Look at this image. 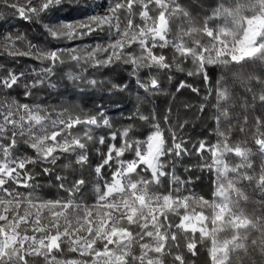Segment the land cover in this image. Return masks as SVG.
Returning <instances> with one entry per match:
<instances>
[{
    "label": "trees",
    "instance_id": "obj_1",
    "mask_svg": "<svg viewBox=\"0 0 264 264\" xmlns=\"http://www.w3.org/2000/svg\"><path fill=\"white\" fill-rule=\"evenodd\" d=\"M221 2L231 4L234 0ZM110 3L119 7L115 8L116 19L112 21L113 25L118 21V28H111L109 38L124 42L121 61L114 63L133 61L127 72L119 67L96 72L89 67L85 78L96 79L97 86L82 83L71 90L70 96L69 89L63 86L68 83L65 74L79 73L80 68L69 62L54 69L50 78V83L56 84L54 88L42 85L34 88L30 96L24 95L22 86L6 93L20 103L46 108L47 116L52 118L62 114L65 121L68 119L64 107L79 96L86 113L81 114L79 126L65 125L60 129L63 140L58 138L55 144L45 141L46 147L55 150V159L50 162L43 153H34L23 144L26 137L21 138L19 151L27 156L24 174L31 179L25 181L26 187L19 193L58 204L66 212L95 207H124L123 211L137 212L118 219L119 229L127 232L129 239L111 244L113 248L125 249L123 264H229L230 252L231 264H264V253L260 251L264 247L260 243L264 238V48L247 60L233 58L244 39L245 27L231 53L232 61L245 62L243 72L219 85L205 84L203 76L178 73L173 60L183 62L185 68L192 65L190 58L184 62L190 47L183 49L182 56L174 45L182 29H187L190 23L199 25L214 11L208 7L209 0H110ZM106 6L107 0H63L58 14L68 17L66 22L87 19L73 11L77 8L91 10L92 15L112 16ZM0 12L3 13L0 32L6 35L19 33L41 46H74L44 39L41 25L57 15L56 9L31 21L20 18L11 8H0ZM169 13L175 15L170 19ZM162 17L166 18L165 43L154 45L144 35L157 27ZM258 18L264 15L257 13L245 19L247 23ZM104 32L101 36L106 37L109 28L105 27ZM93 40L94 37H85L77 43L88 44ZM18 46L27 51V44L18 42ZM0 65H3L0 75L8 69L31 72L32 68L39 71L48 66L47 62L41 64L31 57L7 53L0 54ZM153 81L159 87L154 88ZM113 84L117 87L113 88ZM220 89L225 90L226 99L218 95ZM98 108L108 120L107 125L97 114ZM94 117L98 126H86L84 122ZM129 126L131 130L125 135ZM156 127L164 131L156 132ZM154 134H160L162 142L158 171L154 174L146 164L131 171L128 166L138 161ZM120 172L125 176V191L121 195H108ZM132 186L143 192L147 200H157L162 205L164 210L157 223H145L149 220L146 210L124 206L133 200ZM18 201L26 202L22 197ZM226 201L228 208L224 209ZM189 214L200 220L202 231H186L181 226ZM237 217L249 220L253 227L248 222L245 228L234 225L232 220ZM97 238L98 246L106 242L101 241L100 235ZM87 241L69 235L61 240L55 252L32 250L28 264L80 262L75 248ZM28 251L24 248L19 254L23 257ZM7 255L14 258L16 254L8 251Z\"/></svg>",
    "mask_w": 264,
    "mask_h": 264
},
{
    "label": "snow or ice",
    "instance_id": "obj_2",
    "mask_svg": "<svg viewBox=\"0 0 264 264\" xmlns=\"http://www.w3.org/2000/svg\"><path fill=\"white\" fill-rule=\"evenodd\" d=\"M63 3V0H25L21 5L18 0H3L0 3V8H11L15 13L26 21H31L34 17L39 18L47 13H51L54 9L57 10V15L52 17L49 23L42 24L44 30L45 41L71 43L74 46L70 47H49L33 44L26 40V37L17 33L15 35H6L0 32V54L7 53L9 56H25L31 57L41 64L47 62V67H41L39 71L35 68L29 72L27 69L16 72L13 69H8L4 75H0V212H6L7 209L3 203V198L7 197L10 201L21 199L19 190L26 187L25 181L31 179L26 176L25 169L27 160L25 153L19 151L21 138H27L23 144L32 149L34 153H43L48 161L55 159V150L52 147H46L45 141L48 144H55L57 139L63 140L64 133L60 129L65 125L68 127L79 126L80 121L70 122L65 121L62 114L57 113L56 118L47 116V109L40 105H30L28 103H20L17 99L7 95L8 90L14 87H23L24 95L30 96L32 90L42 85L56 87L55 83H50V78L54 75V69L58 65L64 64L66 56L70 55L71 62L76 65H82L79 73L68 71L65 75L68 79H80L81 73H85L87 68L91 67L96 72L104 69L112 70L113 67H119L120 71H128L132 67L133 61L125 59L123 64L114 63L121 61V52L124 48V42L120 39L111 36V28H118V21L113 25L112 21L116 19L115 8L110 0H107L106 11L113 12L112 16H100L90 14L91 10L73 9L79 15L86 16V20H74L66 22L68 17L60 16L58 6ZM3 13L0 12V16ZM105 27L109 28L106 37L101 36L105 33ZM119 35V33H118ZM85 37H94L92 43L83 44L77 43ZM18 42L27 44V51H21ZM86 52V54H82ZM3 68V65H0ZM134 70V69H133ZM33 76L35 77L33 79ZM25 81H31L30 83ZM89 86L98 83L96 79H88ZM137 84V81H136ZM154 88L159 85L153 81ZM104 125L108 124V120L104 119V113L97 109ZM86 126H98V121L91 119L84 122ZM103 142V138H101ZM83 147V145H80ZM62 150V149H61ZM48 153L53 155L48 156ZM6 157H10L11 163ZM45 171H47L45 169ZM7 174V175H6ZM5 180L7 182H5ZM16 190L15 192L13 190ZM27 215V214H25ZM7 220L12 223H6L5 220H0V225L4 226L5 233L12 231L15 235L19 229L16 226L15 218L8 216ZM30 222V221H29ZM35 231V229H33ZM18 241L22 237L17 238ZM31 244L23 243L22 247L9 245L7 240H0V264H28L31 258L32 250L52 251L55 252L60 246V237L52 236L48 240L29 238ZM29 249L23 257L20 252L24 249ZM6 249L15 253V257L6 254Z\"/></svg>",
    "mask_w": 264,
    "mask_h": 264
},
{
    "label": "rangeland",
    "instance_id": "obj_3",
    "mask_svg": "<svg viewBox=\"0 0 264 264\" xmlns=\"http://www.w3.org/2000/svg\"><path fill=\"white\" fill-rule=\"evenodd\" d=\"M108 14V13H107ZM119 30V29H118ZM166 18L162 17L159 24L155 28H150L144 35L147 41L154 45L165 43ZM264 18H258L247 22L246 33L244 39L237 47V53L233 56L234 59L242 60L256 55L264 48ZM162 142L160 134L152 135L148 142L146 150L140 154L136 163L131 164L128 168L134 171L139 164H146V166L155 174L158 171V160L161 156ZM9 161V166L12 162L10 157H6ZM0 163H3L0 161ZM7 175V174H6ZM124 173L115 178L113 185L108 190V195H121L125 191L126 183L124 181ZM5 182H7L5 180ZM132 201L124 205L130 209H144L147 211L149 220H145L146 224L153 225L157 223L158 216L163 212L164 208L157 200H147L146 195L132 186ZM24 201H10L7 197L3 198V203L7 209L6 212H0V220H5L6 223H12L7 220L10 215L15 218V223L19 231L12 234V231L5 233L4 226L0 225V240L6 239L9 245L22 247L23 243L31 244L29 238L35 237L37 239L48 240L52 236L60 237L65 240L69 235L86 238L88 241L83 246H76L77 254L81 256L80 262H55L50 264H123L125 259V249L113 248L112 243L117 241L125 243L129 239L127 232H122L119 229V222L121 218L132 217L137 214L134 210L123 211V209H105L104 207H95L91 210L72 209L68 212L61 209L58 204L47 202L45 200H37L30 194L19 193ZM224 209L228 208V202L223 203ZM73 215L69 216L68 214ZM27 214V215H25ZM67 216V219L65 217ZM241 217V216H240ZM237 217L234 225L245 228V224L249 220ZM116 218L117 220H111ZM30 221V222H29ZM181 226L186 231H202L200 220L192 214L187 215ZM249 226L253 227L251 224ZM35 229V231L33 230ZM158 230L155 234H157ZM101 236V241H106L104 244L96 245L97 237ZM18 237L23 239L18 241ZM63 237V239H62ZM159 245V244H158ZM9 250L6 249V254ZM38 250H35L37 252ZM44 252V251H43ZM47 253V252H46ZM85 256V257H84ZM89 258V260L87 259ZM50 262L53 258L49 259Z\"/></svg>",
    "mask_w": 264,
    "mask_h": 264
},
{
    "label": "clouds",
    "instance_id": "obj_4",
    "mask_svg": "<svg viewBox=\"0 0 264 264\" xmlns=\"http://www.w3.org/2000/svg\"><path fill=\"white\" fill-rule=\"evenodd\" d=\"M3 0H0L2 3ZM23 5L25 0H18ZM166 7V6H165ZM208 7L214 11H210L199 25L191 24L187 29H182L178 34L177 43L174 45L176 52L184 55L183 49L190 47V52L185 56V61L191 59L192 65L189 68L184 67V63H177L173 60V66L178 73H186L187 77L203 76L202 83L219 85L227 81L229 77H236L243 72L244 61H232L231 53L235 48V41L243 36V29L247 27L246 17L256 15L257 13L264 15V0H234L233 3H223L221 0H209ZM184 15H188L181 9ZM175 13H169V18ZM239 21L238 23L236 21ZM213 21H216L213 23ZM211 33V35H209ZM186 38V39H185ZM171 43V41H169ZM86 54V52L82 53ZM201 57L203 59L201 60ZM249 58H246V60ZM71 62L70 55L66 56L64 63ZM81 68V65H76ZM112 71V70H111ZM67 78V77H66ZM68 83L64 84L65 88L69 89L68 95H72L71 90L81 87L82 83L88 85V79L84 73H81L80 79L72 80L67 78ZM98 83L92 87H96ZM113 88L117 85L113 84ZM99 91V89H97ZM123 92V89L120 90ZM221 98L226 99L224 89L218 91ZM82 97L76 96L74 103H69L64 107L63 113L67 116L68 121L74 122L80 120L81 114H85V109L79 102ZM67 103V101H66ZM225 118H228L227 113H224ZM145 120V117H141ZM132 126L125 129L124 134L127 135ZM156 132H162L163 129L156 127ZM169 131H171L169 129ZM91 139V137H89ZM224 215L225 212H218ZM73 215L72 213L68 214ZM67 219V216L65 217ZM260 243L264 245V238L260 239ZM256 244V241H253ZM264 253V247L260 249ZM232 256L229 253V264H231Z\"/></svg>",
    "mask_w": 264,
    "mask_h": 264
}]
</instances>
